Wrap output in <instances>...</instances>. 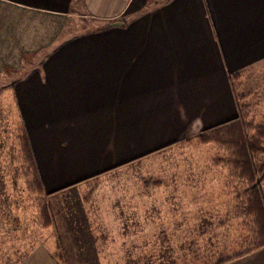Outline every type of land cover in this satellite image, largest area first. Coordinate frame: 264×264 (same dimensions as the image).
Masks as SVG:
<instances>
[{
    "label": "crops",
    "instance_id": "0c3cea01",
    "mask_svg": "<svg viewBox=\"0 0 264 264\" xmlns=\"http://www.w3.org/2000/svg\"><path fill=\"white\" fill-rule=\"evenodd\" d=\"M86 18L92 29L60 37ZM42 20L57 33L3 91L26 125L52 225L21 264L137 261L110 248L130 246L132 220H106L78 187L238 115L231 76L264 62V0H0V36L12 50L40 54ZM115 228L122 233L109 238ZM184 249L186 262L201 258L196 245ZM225 260L264 264V247Z\"/></svg>",
    "mask_w": 264,
    "mask_h": 264
},
{
    "label": "rangeland",
    "instance_id": "374dc122",
    "mask_svg": "<svg viewBox=\"0 0 264 264\" xmlns=\"http://www.w3.org/2000/svg\"><path fill=\"white\" fill-rule=\"evenodd\" d=\"M80 20H70L67 27L71 29L60 37L96 24L90 18L84 19V24ZM27 21L37 24L36 20ZM39 26L40 54L12 50L0 36V264H21L49 233V227L38 223V207L23 180L15 175L17 107L12 93L3 92L6 87L11 89L17 73L27 71L41 57L57 33L43 20ZM233 85L236 95L246 96L244 103L250 107L254 123L264 124V62L250 67ZM187 138L191 140L119 166L90 185L78 187L80 192H89L87 204L105 212L106 220L111 218L120 227L123 220L126 222L124 216L128 222L132 220L133 226L126 230L132 234L130 246L116 243L110 247L119 248L121 256L125 251L135 252L137 261L125 264H215V260L232 258L245 247L243 241L250 231L243 219H235L234 202L224 185L227 167L221 151L215 145L198 143L193 136ZM72 195L69 199L77 204L80 197ZM68 196L56 195L54 199ZM46 200L49 203L47 195ZM119 210L121 221L115 217ZM194 226L199 228L194 230ZM115 231L121 234L123 230L110 229L109 238ZM194 237L197 239L192 243ZM124 240L128 238L121 242ZM183 242L186 248H200L201 258L188 257L186 262L190 253L185 252ZM209 252L216 256L202 257Z\"/></svg>",
    "mask_w": 264,
    "mask_h": 264
},
{
    "label": "trees",
    "instance_id": "16d2710c",
    "mask_svg": "<svg viewBox=\"0 0 264 264\" xmlns=\"http://www.w3.org/2000/svg\"><path fill=\"white\" fill-rule=\"evenodd\" d=\"M114 24L109 23L105 27ZM239 77V73H234L231 79L234 82ZM245 97L236 95L238 115L234 119L193 136L198 143L215 145L221 151L227 167L224 185L234 202L235 219H243L250 231V235L243 241L245 247L233 257L264 247V124L254 123L250 107L244 103ZM13 103L17 107L16 122L18 121L15 130V175L23 180L26 190L38 207V223L42 228H47L51 225V218L46 193L26 125L17 101L13 100ZM189 140L191 139L184 138L178 144ZM224 261L225 258L219 259L215 264Z\"/></svg>",
    "mask_w": 264,
    "mask_h": 264
}]
</instances>
